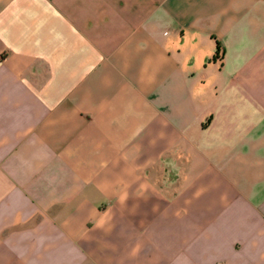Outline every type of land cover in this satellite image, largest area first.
Wrapping results in <instances>:
<instances>
[{
	"label": "crops",
	"instance_id": "1",
	"mask_svg": "<svg viewBox=\"0 0 264 264\" xmlns=\"http://www.w3.org/2000/svg\"><path fill=\"white\" fill-rule=\"evenodd\" d=\"M0 264H264V0H0Z\"/></svg>",
	"mask_w": 264,
	"mask_h": 264
}]
</instances>
